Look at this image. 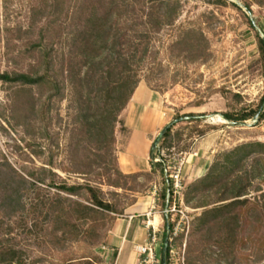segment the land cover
Wrapping results in <instances>:
<instances>
[{"label":"rangeland","instance_id":"rangeland-1","mask_svg":"<svg viewBox=\"0 0 264 264\" xmlns=\"http://www.w3.org/2000/svg\"><path fill=\"white\" fill-rule=\"evenodd\" d=\"M50 1L0 0V74H30L36 70L37 74L48 73L61 83L60 94L53 95L52 79L38 85L0 80V164L7 163L23 175L51 168L56 175L45 174L46 181H88L121 214L108 213L88 233L85 231L91 226L90 221L76 228L68 226L66 230L70 231L63 235L61 230L52 231L43 213L16 214L9 220L0 213V238L10 239L21 249L27 263L66 264L72 259L69 264H126L125 258L120 261L117 257L123 246L119 247L121 239L116 235H121L126 240L125 252L136 253L135 264L149 260L142 252L145 247L153 250L154 264H159L165 215L161 194L167 183L160 167L151 169L149 153L138 160L141 166L133 172H124L120 163L126 165L136 159L135 149L127 154V143L141 126L140 119L146 110H155L152 126L137 129L136 133L145 138L149 148L175 115L203 113L199 120L176 122L170 134L155 146L172 188L167 263L264 264V181L253 179L246 195L240 197L245 202L235 204H228L232 199H226L227 188L196 184L223 151L246 142L264 141V68L256 37V31L264 37V0H175V16L151 42L158 50L156 62H161L163 72L151 81L141 78L135 89L138 94L132 95L120 112V123L114 129L116 165L112 167L107 157L105 163L91 164L87 176L64 171L70 167L67 144L73 140L77 127V99L60 70L62 53L67 49L62 23L68 3L62 0L65 9L50 24ZM115 1L120 6L149 2ZM109 2L77 0L78 21L88 15L91 6L97 9L95 15L102 21L115 20V12L107 18L103 16ZM126 18L120 17L119 22H131ZM178 39L184 41L170 47ZM49 49L52 58L45 56ZM261 98L263 115L259 120L233 124L221 116L241 109L256 110ZM94 151V146L87 147V164L94 158ZM155 153L153 162L159 159ZM248 164L250 167L253 163ZM258 182L260 190L256 191ZM48 192L51 195L53 190L40 191ZM133 205L141 211L135 217L138 226L154 214L163 219L160 226H149L148 241L137 242V246L127 242L126 232L122 234L117 229L129 220L125 210ZM70 221L75 223L73 218ZM152 235L155 242L151 241ZM82 256L90 257V261H81Z\"/></svg>","mask_w":264,"mask_h":264},{"label":"trees","instance_id":"trees-1","mask_svg":"<svg viewBox=\"0 0 264 264\" xmlns=\"http://www.w3.org/2000/svg\"><path fill=\"white\" fill-rule=\"evenodd\" d=\"M66 2L68 3L66 9L62 6V0H51L49 4V14L55 17L50 19V24L58 20L59 13L64 9L66 11L62 28L67 49L62 53L60 70L63 81L73 87V96L77 99V127L73 131V140L67 144L70 167L64 171L70 170L73 174L87 176L91 164L105 163L107 157H110L112 167L116 165L114 129L115 125L120 123L119 114L131 99L141 78L151 81L163 72L161 62H156L158 50L151 42L154 35L170 24V19L175 16L178 6L175 0H149L139 5L126 3L122 6L115 0H110L106 10L102 11L103 16L107 18L115 12L117 19L108 21L105 18L106 20L102 21L95 15L97 9L90 5L88 15L78 21L80 10L77 0ZM245 7L249 8L248 5ZM120 17H124L125 20H128L126 18L128 17L131 22L126 21L122 24L119 22ZM250 25L255 28L251 20ZM256 37L264 68V37L259 36L258 31ZM182 41L184 39H178L171 43L170 47ZM50 46L52 48V43ZM51 50L46 52V58H52ZM49 60L48 65L51 63V59ZM51 79L53 95L60 94L61 83L48 73L39 75L35 70L30 74L23 72L0 74V80L19 82L23 85H38ZM262 102L263 98L256 110L241 109L237 112L221 113V116L233 124H242L248 119L259 120L263 115ZM203 116V113L175 115L149 148L151 169L160 167V172L167 183L161 194L164 207L170 203L171 184L163 170V159L155 146L161 138L165 139L170 134V129L176 122L199 120ZM80 142H83V145H80ZM89 146H94L95 153L92 161L87 164L85 159L88 156L85 151ZM156 151L159 159L153 162ZM249 162L253 163L250 167ZM115 171L119 174L117 167ZM45 174L56 175L51 168H42L39 174L23 175L7 163L0 164V213L8 220L16 214L43 213L52 231L61 230L63 235L70 231L66 230L68 226L76 228L77 225H85L90 221L91 226L85 231L88 233L93 231L99 220L103 221L108 213L121 214V210L118 211L115 206L102 199L100 196L102 191L88 181L73 184L61 178L58 181L54 179L46 181ZM255 178L264 181V141L246 142L223 151L196 184H219V189L227 188L229 196L226 199H232L228 204H235L245 202V199L240 197L246 195L248 186ZM259 186L260 182L256 183L254 189L259 191ZM42 189L53 192L51 195L49 192L43 194L40 193ZM72 218L75 223H71ZM163 218L164 241L159 264H168L167 234L171 226L168 216L164 215ZM112 255H116L115 250ZM81 261L88 263L90 257L82 256ZM66 262L72 263V259ZM0 264L33 263L26 262L21 249L16 248L10 239L1 237Z\"/></svg>","mask_w":264,"mask_h":264},{"label":"crops","instance_id":"crops-1","mask_svg":"<svg viewBox=\"0 0 264 264\" xmlns=\"http://www.w3.org/2000/svg\"><path fill=\"white\" fill-rule=\"evenodd\" d=\"M140 125H139L140 127H138L137 129L141 128V130H143L144 127L149 129L152 126L150 123L149 124L141 123ZM137 129H135L136 132L138 131ZM136 132H134L133 135L129 138V142L127 143V154L132 148V146H131L132 138L135 135L138 136V134ZM138 140H139L138 141L139 142V146L134 151V153L136 155V159L134 157L132 159V162L127 161L126 165H123V164L120 163V167L123 168L124 172H133L135 169H139L141 165L139 164L138 160L141 159V158H146L148 156L149 144L147 143V141L145 140V138L142 135L138 136ZM129 157L130 156L127 155L128 159H129ZM145 163H146L145 166H148V168H150L148 163L147 162H145ZM136 209H138V208L135 207V205L128 207L125 210V213L127 214L129 220H125L124 221V223H123L124 225L121 226V229H120L119 226H117V229L119 228V230H120V232L122 234L124 232L127 233V236H128V239H129L127 242L134 243L135 245H136L137 242L140 243V244H142L144 242H147L148 239H149L148 238L149 237V231H148L149 226H151V228H153V226H160V222L163 221V219L160 216V214H154L152 216V218H149L147 221L145 219L141 220V222L144 223V225L138 226L136 224V222H135V217L139 216L141 214V211L140 210L137 211ZM154 220H157V222L155 224L153 223ZM116 237L121 239V241H119V247L123 246V247H121L122 249H121L120 254L117 253V257L119 256L118 260L121 261V258L122 259L125 258V261L127 262L126 264H135V261H136V253H135V251L133 250L130 253H126L125 250H124V246L125 245H123L124 241H126V240L123 241V238H122L121 235H116ZM130 238H131V240H130ZM116 242H118V240ZM126 247H129V246H126Z\"/></svg>","mask_w":264,"mask_h":264},{"label":"bare ground","instance_id":"bare-ground-1","mask_svg":"<svg viewBox=\"0 0 264 264\" xmlns=\"http://www.w3.org/2000/svg\"><path fill=\"white\" fill-rule=\"evenodd\" d=\"M135 93H136V91H135ZM135 93H133V96L138 94V92H137L136 94H135ZM154 111H155V110L152 109V108L149 109V110H146V111L143 113V115H142V117H141V119H140V122H141V123H144V124H149V123L151 122L152 118H153L154 113H155ZM131 146H132L133 149H137V148H138V146H139V142H138V136H137V135H135V136L132 138ZM156 222H157V220H154V221H153L154 224H155Z\"/></svg>","mask_w":264,"mask_h":264},{"label":"built area","instance_id":"built-area-1","mask_svg":"<svg viewBox=\"0 0 264 264\" xmlns=\"http://www.w3.org/2000/svg\"><path fill=\"white\" fill-rule=\"evenodd\" d=\"M171 189H172V188H171ZM169 211H171V209H169L168 206H166V207H165V210H164V214H165L166 216H168V212H169ZM151 241H152V242H155L154 235H152V237H151ZM142 252H143V253L146 252V257L149 259V260L147 261L146 264H154V263H155L154 253H153V250H152L151 248H149V247H145V248L143 249ZM171 252H172V251H170V253H171Z\"/></svg>","mask_w":264,"mask_h":264},{"label":"water","instance_id":"water-1","mask_svg":"<svg viewBox=\"0 0 264 264\" xmlns=\"http://www.w3.org/2000/svg\"><path fill=\"white\" fill-rule=\"evenodd\" d=\"M256 120V119H254ZM245 123V122H244ZM164 131V129H162V131L157 135V136H160L162 134V132Z\"/></svg>","mask_w":264,"mask_h":264}]
</instances>
